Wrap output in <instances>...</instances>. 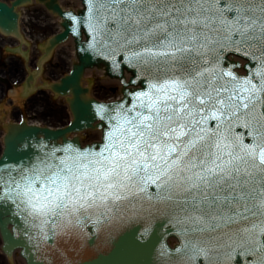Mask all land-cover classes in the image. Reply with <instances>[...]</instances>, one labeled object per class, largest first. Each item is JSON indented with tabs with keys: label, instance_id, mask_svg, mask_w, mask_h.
I'll list each match as a JSON object with an SVG mask.
<instances>
[{
	"label": "snow or ice",
	"instance_id": "obj_1",
	"mask_svg": "<svg viewBox=\"0 0 264 264\" xmlns=\"http://www.w3.org/2000/svg\"><path fill=\"white\" fill-rule=\"evenodd\" d=\"M31 3L0 5L5 41H24L15 8ZM57 12L66 32L50 43L84 37L77 51L107 65L123 98L87 102L82 127L99 139L5 149L6 240L46 264H79L85 238L107 249L94 264H264V0H82Z\"/></svg>",
	"mask_w": 264,
	"mask_h": 264
},
{
	"label": "water",
	"instance_id": "obj_2",
	"mask_svg": "<svg viewBox=\"0 0 264 264\" xmlns=\"http://www.w3.org/2000/svg\"><path fill=\"white\" fill-rule=\"evenodd\" d=\"M80 1L82 3V0ZM36 2L45 6V8L53 15L61 18L62 20L61 27L63 30L57 34H54L46 43L45 47L43 48V55L41 56V58L45 57L46 54H47V58L44 59L42 63L40 62L41 61L40 58L37 73H34L33 75L40 74L43 63H45L50 58L55 48L67 42L70 38L74 40L77 60L73 63L72 69L66 75H64L59 81L54 82L47 86V88L51 90L57 97H62L65 99V102L67 103L70 112L72 114V120L67 125L57 128L29 124L26 120H22L18 123H11L4 137V149L1 156L3 155L6 148L11 150L12 148L15 147V145L18 142L29 138L35 140L37 137H39L40 139L43 140L50 139L52 141H59V142H63L65 138H67L70 141L79 139L81 144H83L79 134L91 130L82 127L91 121V113L87 107V102L89 100H98L92 95L91 87L85 86L84 84L86 71L88 69H94V68L104 69L106 72L105 74L106 76L113 79L114 78L119 79L117 77L109 75L108 67L106 64L95 61V58L90 59L87 56L81 57L80 53L77 51V44L82 43L84 37H80L78 39L76 35L69 34L64 39H58L54 45L50 43L53 39L62 36L66 32V29L63 26V18L58 14L57 8H59L60 10H64L65 12H79L80 9L77 11L72 9L65 10L61 6L59 0H36ZM16 3L17 0H13L10 6L6 2H2L0 0V5H6L8 6V8H12V6ZM16 9L17 7L15 8V12L18 13ZM0 25L8 28H11L13 26L10 13L5 12L4 17L0 19ZM0 30L2 31V28H0ZM50 46L52 50L49 53L47 50ZM241 62L243 63V61ZM240 71L243 72V69H241ZM127 75H130L129 79L127 78ZM132 75L133 74L128 70L124 71V76L128 81H131ZM33 80L35 79H30L29 82ZM133 86L134 85L129 84V87H133ZM121 93L123 95L122 88H121ZM73 134L75 136L71 138V135ZM7 228H8V232H11L12 229L14 228V225L9 224ZM0 234L3 242L2 251L10 259L13 258L14 252L16 250H19L20 256L24 259L25 264H46L48 260V257L46 255L37 253L35 250H32L31 254H28L25 252L22 240H17L14 238L6 240V233L0 231ZM170 242L172 244L177 243L175 239H171ZM101 250L105 253V255L101 257V259L102 260L107 259L108 258L107 249H102L99 240H97L95 243H92L85 238L80 242L79 252L78 254L74 255V259L77 260L79 264H94V261L97 259L98 254Z\"/></svg>",
	"mask_w": 264,
	"mask_h": 264
},
{
	"label": "rangeland",
	"instance_id": "obj_3",
	"mask_svg": "<svg viewBox=\"0 0 264 264\" xmlns=\"http://www.w3.org/2000/svg\"><path fill=\"white\" fill-rule=\"evenodd\" d=\"M27 20L23 24V27L30 31L31 38L36 41L35 45L41 46L45 41L54 33L57 32L55 26L51 23V16H49L44 8L33 5L27 9ZM73 46V44H72ZM71 46V47H72ZM70 46L69 43L65 46L60 47L48 62L45 67L44 74L39 80L41 82H52L53 80L61 77L70 69ZM33 50V49H32ZM30 52V56H36L37 59L40 52L36 49L34 52ZM92 85L95 96L103 100H113L116 99L120 92L119 86H111L104 83L105 79L102 77L95 76L93 79L88 80ZM42 84V83H41ZM17 88L11 89L13 91L10 93V98L5 101V105L14 100V105L16 106L18 101V91ZM30 98L26 102L25 107V118L34 123H41L44 126L58 127L66 124L71 119V114L64 100L55 99L46 93L42 95L39 99V104L33 106L30 104ZM4 105V106H5ZM10 109L12 107L10 106ZM6 117H10L13 120L12 113H9ZM2 133V132H1ZM97 133L88 132L83 136V142L88 143L90 140L98 139ZM16 264H23L22 259H18Z\"/></svg>",
	"mask_w": 264,
	"mask_h": 264
},
{
	"label": "flooded vegetation",
	"instance_id": "obj_4",
	"mask_svg": "<svg viewBox=\"0 0 264 264\" xmlns=\"http://www.w3.org/2000/svg\"><path fill=\"white\" fill-rule=\"evenodd\" d=\"M0 33V105H2L7 98L8 91L10 89V86H21L24 84V80L26 77V69H25V59L22 54L19 52L12 57V59H9V52L8 49L10 48V44L13 46H17L16 42L14 40H10L8 38L7 41L2 37ZM19 47V46H18ZM39 100L37 98H33L31 100V105L37 106L39 104ZM25 108V105L22 106L18 105L16 108L12 109V114L14 116H21L23 113V110ZM2 110V114L0 117V146H1V137L3 129H4V118L2 115L8 110L4 112V109ZM7 122V121H6ZM0 264H9L6 257L2 254H0Z\"/></svg>",
	"mask_w": 264,
	"mask_h": 264
},
{
	"label": "bare ground",
	"instance_id": "obj_5",
	"mask_svg": "<svg viewBox=\"0 0 264 264\" xmlns=\"http://www.w3.org/2000/svg\"><path fill=\"white\" fill-rule=\"evenodd\" d=\"M61 6H67V7H70V8H79L81 7V2L79 0H59ZM27 20V17L23 18L22 20V24ZM51 23L55 26V28L57 29V31H59L60 27H59V19L58 18H52V20H50ZM25 32V30H23ZM72 42L69 43V46H70V58H69V61H70V65H71V62L73 61V58H74V48L72 46ZM72 46V47H71ZM95 76H99V77H102L104 76V72L103 70H98V69H94V70H88L85 74V81H87L88 79H93ZM105 84L107 85H111V86H120V82L118 80H105L104 81ZM93 96L95 97V93L93 92ZM96 98V97H95ZM98 136H100V133L98 132L97 133ZM99 139V137H98Z\"/></svg>",
	"mask_w": 264,
	"mask_h": 264
}]
</instances>
